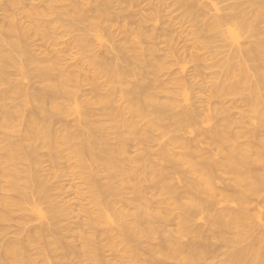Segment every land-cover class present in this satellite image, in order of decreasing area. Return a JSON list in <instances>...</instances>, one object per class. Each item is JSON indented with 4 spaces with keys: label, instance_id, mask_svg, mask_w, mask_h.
Listing matches in <instances>:
<instances>
[{
    "label": "bare ground",
    "instance_id": "1",
    "mask_svg": "<svg viewBox=\"0 0 264 264\" xmlns=\"http://www.w3.org/2000/svg\"><path fill=\"white\" fill-rule=\"evenodd\" d=\"M25 1L28 2L8 0L9 4L1 9L0 224L12 221L13 215L27 206L33 194L40 196V199L49 198L48 178L42 173L39 155L40 150H45L54 170L64 154L74 160L89 188L91 208L84 210L88 225L91 229L100 224L108 225L103 237L107 240L110 252H118V246L122 244L135 264H264V224L255 234L250 213L254 211L251 208L254 199L258 200L255 211L264 213V32L259 29V25L264 22V0H240L222 8L218 4L230 0H171V4L176 6L174 9L188 13L189 18L202 17L201 28L192 33L196 41L207 34L219 41L222 28L228 26L234 27H228V31L237 29L248 36L242 46H218L221 56L216 62L219 69L214 76L212 74L211 96L216 98L220 107L215 106L213 111L208 107L205 112L206 108L202 107V112L206 113L210 109L214 113L211 116H220V119L207 130L198 128L199 122L203 121L200 110L196 111L195 106L193 109L190 104L182 107L178 103V93L166 87L168 80L164 82L160 79V70H143L155 58L158 52L155 41L161 33L162 36L164 34V30L157 33L156 28L148 27L162 12L158 10L161 6L153 8V13L148 17L140 14L136 16L138 18L133 16L129 19L125 23V27L127 24L129 27L120 31L124 43H113L112 47H108L110 51L104 49L100 53L95 51L99 48L95 49L96 46L92 47L88 43L84 33L93 31L98 41L102 42L99 32L103 28L99 29V23L122 16L121 0H112L111 6L103 9L90 8L84 1L66 0L70 3L60 7L50 5L47 13H41L35 7L23 12ZM53 2L61 3L62 0ZM8 10L11 12L6 14ZM211 10L214 14L208 17ZM220 10L230 11L220 14ZM48 15L54 17L53 21H57L55 24L65 23L59 27L65 33H78L70 44L49 53L51 57L36 54L30 49L28 35L21 22L22 19L33 22L34 32L41 36L43 43L52 44L55 39L42 35L50 28V23L34 21L33 18ZM59 28H53L51 33L58 35L56 30ZM105 32L109 40L115 42L114 31L113 34L107 29ZM142 42L148 47L141 46ZM129 44L131 49L126 47ZM86 51H91L88 64L92 77L88 83L92 87L94 101L79 98V86L87 80L86 77L79 79L75 73L81 69L61 64L65 56L72 53L83 61ZM129 51L133 54H128ZM171 51L175 52L176 47H171L166 57H172ZM146 55L148 61L144 59ZM8 69L17 71L24 80L31 77L38 86L32 91L21 85H10L4 89L2 86L9 82ZM194 72L198 73L197 69ZM101 75L105 78L103 83L99 82ZM177 79L175 84L180 81L182 87L184 80L181 77ZM105 85L109 92L107 90L104 95H100L98 92ZM234 96H240L242 100L238 99L246 107L243 111L237 105L242 109V112H238L239 122L230 119V104L229 109L227 106L224 108V101L220 99ZM91 105H99L101 109L90 115L87 107ZM245 111L251 114L248 121L244 120L247 117L244 116ZM70 116L74 117L72 126H55L57 121L54 117L62 119ZM102 117L116 131L119 138L117 144L108 145L102 138L101 134L105 131ZM141 121L146 123L143 128L138 126ZM154 131L159 132L157 137L152 135ZM182 131L189 134L195 132L196 142L184 140L180 135ZM131 138L138 141V145L145 146L149 156L153 157L152 161L140 164L141 157H127L123 143ZM241 138L245 139L242 143L239 142ZM197 139L209 141L212 147L210 154L202 152ZM155 141L160 142L159 148L152 152L150 143ZM219 156L222 160L218 159ZM131 164L136 167L131 168ZM216 172L230 176L232 187L236 189L233 198L214 191L212 179ZM172 176L181 183L184 195L175 193L169 182ZM144 182H149L153 187L154 191L150 194L161 191L163 211L150 207L153 196L142 192ZM126 186H131L136 196L132 211L117 199ZM224 203L233 204L236 209L214 208ZM174 210H178L179 214L174 216ZM37 212L41 218H45L41 210ZM197 216H201L199 220L207 224L208 234H204L196 225ZM152 220L163 224L176 221V229L169 231L163 226H152ZM257 220L260 222L261 218ZM58 225L57 211L54 209L48 223L42 224L24 238L18 236L0 245V264L4 261L7 264H52L50 257L57 264L71 263L66 257L72 253V249L59 252L64 249V241L57 235ZM4 228H0V238L8 229ZM17 230L20 234L23 224ZM80 233L83 244L81 262L106 264L104 259L93 255L96 242L91 241V236L86 235V232ZM158 237L164 240L141 241ZM217 239L227 245V250L223 258L214 263L219 251ZM143 243L146 244L145 249H142ZM145 252L148 257L141 261L140 257Z\"/></svg>",
    "mask_w": 264,
    "mask_h": 264
},
{
    "label": "rangeland",
    "instance_id": "2",
    "mask_svg": "<svg viewBox=\"0 0 264 264\" xmlns=\"http://www.w3.org/2000/svg\"><path fill=\"white\" fill-rule=\"evenodd\" d=\"M30 1V4H29ZM75 2H85L88 3L90 8H95L97 7L98 9H103L105 7H110L111 4L110 2L112 0H74ZM123 2L122 7L123 11L121 12V17L116 20H111L108 19L105 22L101 21L99 24L101 25L99 29H102L99 33L102 36L101 41H98V36L96 35L95 32L93 31H86L84 33L86 40L88 41L89 44L93 46H96L95 51L100 52L102 50V53L104 49H108V47H112L113 43L115 45H122L124 43L123 41V29H126L128 24L125 27V23L129 22V19H131L133 16L140 15L141 16H147L153 13V8H156V6L159 8L161 6V9L159 8V11H162L161 13L159 12V16L150 24H148L150 29L156 28L158 31L157 33H161V30H164V34L162 36H159L160 38L157 39L156 42V49H158V52L155 53V58L151 59L149 62L150 65L149 67L143 68V70H160V79H162L164 82L167 80L166 87L169 90L176 91L178 93L177 99L180 100V104L183 107V105L187 106V104L191 105L192 108H196L195 110L199 111L201 115H203V121L199 122V129L207 130L215 126L216 122H219L220 116H211L213 112H210L214 110L215 106L216 108H219L220 105L218 106V103L216 98H212V74L214 76L215 72L218 71L217 67V60L220 58L221 55L218 54L220 51L219 45H229L230 47H237V46H242L246 43L247 40V33H243L242 31L235 30V29H229V28H234L233 26H228V27H223L221 30V38H219V41H215L210 34H207L204 36L202 39L196 41L194 39V35L192 33L196 32V29L201 28L202 24V17L194 18L191 19L188 17V13L186 12H181L182 10L176 8L175 5L171 4V0H121ZM128 1V3H127ZM240 0H230L226 1L224 3L218 4L221 8L226 7L227 5L230 4H236ZM26 6L24 9H22L23 12H27L31 9V7H35L39 12L41 13H47L49 10V6H54V7H60L62 5L69 4V1L62 0L61 3H56L53 2V0H28L25 1ZM162 2V3H160ZM166 2V3H164ZM202 2H205V0ZM7 3L9 4L8 0H3L2 4L0 5V25L2 24V8L7 6ZM165 5H164V4ZM172 5H170V4ZM138 4V5H137ZM160 4V5H159ZM167 5V6H166ZM171 8H169V7ZM209 6V5H208ZM168 7V8H167ZM83 8H86V6H83ZM126 8V9H125ZM164 8V9H163ZM177 10V11H174ZM128 11V12H127ZM213 10H211L210 14L208 17L211 16ZM230 10L227 11H221L220 14H225L228 13ZM11 11L8 10L6 14H9ZM134 14V15H133ZM214 14V13H213ZM134 17V20H135ZM140 17V16H139ZM207 17V19H208ZM34 21H39L43 23H50L44 33L42 35L47 36L51 39H55V41L51 43H43L41 40V36L37 35L34 32L33 29V22L27 21L26 19H22V25L24 27V30L27 32L28 35V45L30 46V49L38 54H45L48 57H51L52 51L55 50H61L64 46L70 44L73 41V37L78 34L77 32H73L71 34L65 33L62 29L59 27L63 24L64 22L60 24H55L57 21L54 20V17L52 15H48L46 17H33ZM32 18V20H33ZM138 18V17H136ZM21 20V18H20ZM118 20V21H117ZM117 21V22H116ZM123 21V22H122ZM102 27V28H101ZM105 27V28H104ZM59 28L56 30L59 32L58 35H54L51 33L54 29ZM113 32V36L116 35L113 39L115 42H112L109 40L107 37V32ZM111 29V30H110ZM117 29V30H116ZM121 29V30H120ZM259 29L264 32V22L259 25ZM119 30V31H118ZM155 30V31H156ZM116 31V33H115ZM121 31V32H120ZM160 31V32H159ZM120 32V33H119ZM169 34V36H168ZM264 34V33H263ZM118 35V37H117ZM178 36V37H177ZM170 37V39H169ZM175 38V39H174ZM182 38V39H181ZM222 39V40H220ZM172 40V41H171ZM174 40V42H173ZM173 42V43H172ZM179 42V43H178ZM182 42V43H181ZM181 43V44H180ZM45 44V46H43ZM42 45V46H41ZM49 45V46H48ZM100 45V46H98ZM143 47H148L147 44L141 43L140 44ZM47 46V47H46ZM180 46V49H177ZM126 47L130 48V44L127 45ZM171 47H176V51L173 52L170 56L172 57H166V54L171 50ZM183 48V49H181ZM131 49V48H130ZM173 49V48H172ZM100 50V51H99ZM174 50V49H173ZM180 50V51H179ZM74 51V50H73ZM72 51V52H73ZM108 51H110L108 49ZM127 51V50H126ZM179 51V52H178ZM182 51V52H181ZM107 52V51H106ZM114 52V51H111ZM182 53V54H181ZM128 54H133L132 51H129ZM78 55V54H77ZM85 57L83 61H80V56H74V53H72L69 56H65V60L61 62L62 66H78L81 70L77 72L76 74L79 77V79H84L85 77L87 80L83 81V83L79 86V97L81 100H95L94 93L92 91L91 85L88 83L89 78L92 77L91 71L89 69V64H88V59L89 56L91 55V51H86L84 53ZM146 61L149 60V57L147 55L145 56ZM107 60V59H106ZM124 65V64H122ZM159 66V67H158ZM78 69V68H77ZM90 71H88V70ZM197 69L198 73H195L194 70ZM165 71V72H164ZM169 76L167 75V73ZM169 71V72H168ZM172 71V73H171ZM17 72V71H16ZM13 69H8L7 70V78H8V83H5L2 87L4 89H7L10 85H21L23 87H26L29 89V91H32L38 84H35L31 77H27L25 80L20 77V74L17 72L16 73ZM200 73V74H199ZM198 74V75H197ZM172 75V78L170 77ZM177 77H181L184 80V84L187 86L182 85L180 86L179 82H177ZM181 80V79H180ZM186 80V81H185ZM105 81L104 76H99V82L103 83ZM170 81V82H169ZM182 81V80H181ZM188 81V82H187ZM193 82V83H192ZM108 90V87L105 85V87L101 88L100 91L98 92L100 95H104ZM212 91V92H211ZM109 92V90H108ZM185 94V95H184ZM240 96H234V97H225V98H220L223 99V103L225 105L224 108L229 109V115L230 119L232 121L237 122L240 119V112H242V109H246L245 104L241 101L242 99L239 98ZM198 98V101L196 100ZM241 100H239V99ZM205 103H203V101ZM228 100V101H227ZM231 100V101H230ZM196 101V102H195ZM208 101V102H206ZM222 101V100H219ZM236 103H235V102ZM241 101V102H239ZM201 102V103H200ZM121 103V101L119 102ZM118 103V104H119ZM199 103V104H198ZM243 103V104H240ZM194 104V105H192ZM198 104V106H197ZM206 106H203V105ZM217 104V105H216ZM219 104H221L219 102ZM230 104V105H229ZM241 106H240V105ZM221 104V106H224ZM229 105V106H228ZM234 108H231L233 107ZM241 107V108H239ZM243 105V107H242ZM201 108H200V107ZM206 108V110L204 108ZM208 107L210 108L208 112L203 113L207 111ZM237 107V109H235ZM88 110L90 111L89 114L93 115L95 111L101 109L99 105H91L87 107ZM193 108V109H194ZM239 108V109H238ZM202 109L204 111L202 112ZM247 111V110H246ZM244 112V116H247L244 120L248 121V118H250L251 114L249 112ZM239 112V113H238ZM208 113V114H207ZM210 113V116H209ZM206 114V115H205ZM214 114V113H213ZM205 115V116H204ZM208 115V116H207ZM209 117V118H208ZM239 117V118H237ZM74 117L70 116L68 118H60V117H54V120L57 121L55 126H60L61 124H66L67 126H72L74 124ZM104 126H105V131L101 134L102 138L105 140V142L108 145H115L119 142L118 135L116 131L111 127V124L105 117L101 118ZM202 120V116H201ZM241 119L240 121H242ZM239 122V121H238ZM145 122H138V126L140 128H143L145 126ZM247 125V124H246ZM245 125V127H247ZM248 128V127H247ZM198 129V130H199ZM195 133V132H193ZM192 133V134H193ZM159 134L158 131L152 132V135L154 137H157ZM180 134V133H179ZM189 134L187 131H182L181 136L184 140L190 141L194 143L193 141L195 140L196 142V136L195 134ZM192 138H191V137ZM245 139L241 138L239 139V142L242 143ZM196 144L198 147L204 152L205 154H210L211 153V146L209 145V141H201L200 139H197ZM135 139H127L123 143V147L125 149L126 155L129 158H136V157H141L140 164L143 162L152 161L153 157L149 156V152L147 149H145L144 145H138ZM158 143L160 142H152L150 143L151 146V151L155 152L158 150L159 145ZM39 155L41 156V167L43 170V174L47 176L48 178V190H49V198L48 199H40V196L37 194H33L32 199L29 200L27 206L24 207L22 211L16 212L13 215L12 221L8 223H2L0 224V228L5 227L8 228L6 229L5 235L0 238V245L4 243H8L10 240L20 237L24 238V236L31 231H34L37 229L39 226H41L44 223H48L50 218L52 217L54 213V209L57 211V222L59 229L57 231V235L61 237L62 241H64V249L62 251H59L60 253L64 252L65 249H72V253L69 254L66 258L67 260L71 261L69 264H83L81 262V253H82V239H81V233L80 232H86V235L91 236L92 240L95 241L96 245L93 250V255H95L97 258L101 257L104 259L106 264H135L133 260H131L126 252L124 251V246L120 244L118 246V252H110L108 249L107 245V240L104 239L103 235L104 233L108 230V225L106 224H100L97 226L95 229H91L88 225V216L84 212L85 209L91 208L90 204V194H89V188L86 182L82 179V173L81 171L76 168L75 162L73 159H68L67 156L64 154V157L60 160L58 167L56 170L52 168L51 163L49 162L47 158V152L45 150H40ZM219 160H222V158L219 156ZM131 168H135V164L130 165ZM169 182L173 186L175 193L179 196L184 195V189L181 187V183L179 180L172 176L169 178ZM230 185V186H228ZM212 187L216 193L220 192L226 197L233 198V196L236 194V189L232 187V180L230 179L229 175L222 174L220 172H216L214 178L212 179ZM142 192L143 193H148V195H152V200L149 202V205L152 209L154 210H160L163 211L164 205L162 203L163 195L161 191H157L156 193L150 194L149 192L154 191L153 187L150 185L149 182H144L142 184ZM136 198L133 189L131 186H126L125 189L122 191L121 195L117 197L118 201L121 202V205H123L125 208L128 210L132 211L135 206V201L133 200ZM136 200V199H135ZM255 200V202H254ZM251 208L254 209L252 210L251 215L253 216L252 219V227L254 229V233L257 234L259 232L260 226L264 224V213H257L255 210L258 205V200L254 199ZM119 206V205H118ZM216 210H222V209H229V210H235L236 207L235 205L231 204H221V205H216L214 207ZM37 210H41L45 218H41L38 215ZM263 211V210H262ZM172 213L175 215L179 214L178 210L172 211ZM201 216H197L195 219L196 225H198L202 232L204 234H208V226L203 222V220H199ZM261 218L260 222H258L257 218ZM174 222H168V223H160L158 221L152 220L151 225L152 226H163L169 231H173L176 229L175 223ZM23 224V230H20V234L18 233L17 228ZM4 228V229H5ZM17 230V234L16 233ZM3 232V233H4ZM14 234V235H13ZM23 235V236H22ZM164 239L162 237H158L155 240H147V239H141V241H163ZM184 243L185 240H182ZM119 243V241H117ZM142 249L146 248V244H142ZM216 247L218 248V253L216 254V259H214V263L219 262L222 258L224 253L227 250V245L223 244L221 240L217 239L216 241ZM58 252V253H59ZM59 253V254H60ZM148 257V254L146 252L144 253V256L140 257L141 261L142 258L146 259ZM50 261L52 264H57L56 260L53 257H50ZM3 264H7V261H4ZM138 264V263H137ZM167 264H170V262H167Z\"/></svg>",
    "mask_w": 264,
    "mask_h": 264
}]
</instances>
